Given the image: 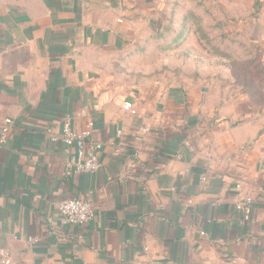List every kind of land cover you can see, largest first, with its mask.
Here are the masks:
<instances>
[{"label": "crops", "instance_id": "crops-1", "mask_svg": "<svg viewBox=\"0 0 264 264\" xmlns=\"http://www.w3.org/2000/svg\"><path fill=\"white\" fill-rule=\"evenodd\" d=\"M173 1L0 0V123L14 121L0 149V264L2 251L11 264H264L261 126L147 66ZM176 3L179 17L264 25V0ZM66 119L105 144L97 173L65 172L66 146L47 130ZM64 199L90 200L96 218L64 223Z\"/></svg>", "mask_w": 264, "mask_h": 264}, {"label": "rangeland", "instance_id": "rangeland-1", "mask_svg": "<svg viewBox=\"0 0 264 264\" xmlns=\"http://www.w3.org/2000/svg\"><path fill=\"white\" fill-rule=\"evenodd\" d=\"M175 2L164 17L163 48L147 64L151 74L167 85L207 89L219 105H230L232 116L258 123L264 134V25L227 22L198 8L179 17Z\"/></svg>", "mask_w": 264, "mask_h": 264}, {"label": "built area", "instance_id": "built-area-1", "mask_svg": "<svg viewBox=\"0 0 264 264\" xmlns=\"http://www.w3.org/2000/svg\"><path fill=\"white\" fill-rule=\"evenodd\" d=\"M125 110L130 111L131 105H126ZM14 128V121L6 118L0 123V149H2L9 139V135ZM147 130H145L146 132ZM93 124L88 125L87 130L78 132L73 128L70 119L63 122L62 130L54 132L47 130V135L54 143L62 142L66 146L65 152L68 159L65 164V172L69 175L81 173L95 174L101 169L100 154L105 144L95 141L92 138ZM121 134V133H120ZM241 189V185H237ZM253 204L251 198L241 201L237 207L241 211H247ZM59 212L63 217V222L71 225H85L93 221L97 213L88 199H64L59 203ZM202 235H205L202 232ZM37 239H29L27 244L33 246ZM2 264H11L10 255L7 251H2Z\"/></svg>", "mask_w": 264, "mask_h": 264}]
</instances>
